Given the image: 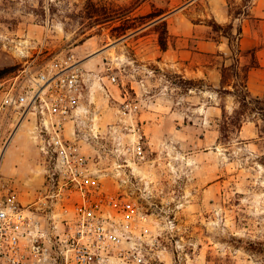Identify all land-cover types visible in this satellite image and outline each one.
<instances>
[{
	"label": "rangeland",
	"instance_id": "obj_1",
	"mask_svg": "<svg viewBox=\"0 0 264 264\" xmlns=\"http://www.w3.org/2000/svg\"><path fill=\"white\" fill-rule=\"evenodd\" d=\"M188 1L0 0V82L28 67L43 69L72 55L84 63L107 51L110 64L84 66L87 110L66 131L77 137L93 172L87 198L124 236L125 257L116 253L104 264H264V97L209 120L192 109L200 97L190 90L210 84L187 83L161 62L166 50L160 45L163 37L169 47L171 25L206 12L202 4L168 18ZM229 1L235 15L245 11L238 0ZM202 19L211 37L225 36L232 46L222 81L236 80L233 93L245 94L257 56L238 50L240 22L219 23L223 28L216 30L214 18ZM258 29L263 32V24ZM153 102L163 119L145 114ZM170 107H179L174 118ZM241 122L257 127V136L243 138ZM35 124L33 117L21 123L0 158V198L33 210L50 233L59 220L75 217L82 195L53 174L56 161L35 143ZM140 135L145 159L138 162L128 149ZM122 203H136V213Z\"/></svg>",
	"mask_w": 264,
	"mask_h": 264
},
{
	"label": "built area",
	"instance_id": "obj_2",
	"mask_svg": "<svg viewBox=\"0 0 264 264\" xmlns=\"http://www.w3.org/2000/svg\"><path fill=\"white\" fill-rule=\"evenodd\" d=\"M74 57L43 69L28 67L15 78L0 82V158L21 123L33 117L35 143L46 158L56 161L53 174L62 175L72 187L70 191L82 195L75 217L59 220L50 233L43 230L33 210L22 207L15 198H0V264H104L116 253L126 255L124 236L110 227L107 213L98 211L87 198L93 174L88 157L80 151L77 137L73 140L66 135L68 124L87 110L84 66ZM111 81L117 78L113 76ZM128 152L135 161L145 159L142 135ZM106 200L117 205L114 197ZM121 205L137 211L136 203Z\"/></svg>",
	"mask_w": 264,
	"mask_h": 264
},
{
	"label": "crops",
	"instance_id": "obj_3",
	"mask_svg": "<svg viewBox=\"0 0 264 264\" xmlns=\"http://www.w3.org/2000/svg\"><path fill=\"white\" fill-rule=\"evenodd\" d=\"M202 4L206 6L207 13L203 12L197 15L198 19L189 17L183 26L173 24L169 27L171 40L161 62L165 60V64L169 68H175V71L181 73L184 78L203 80L210 84L207 88L198 87L190 90V93H195L197 97H200V101L194 103L192 109L194 107V111L199 112L205 119L209 120L210 118H219L224 110L234 111L238 105V100L233 93L236 80L232 83L222 81L224 70L232 66L231 43L225 36H222L221 39L211 37V27L205 24L202 18L208 16V18H214L222 25L232 24L234 27L237 26V22H240L241 27L236 31V33L238 32V50L242 52L255 51L257 56L256 66H252L248 70L246 84L254 96L262 98L264 97V31H260L258 25L263 24L264 30V0H254L253 3L250 1L248 5H244V0H238V5H241L245 11L237 15L230 11L229 0H190L184 6L174 10L168 18L178 16L182 10H186L185 15H190ZM247 8L249 9L248 14ZM177 36L178 38H176ZM106 53L107 51L92 57L84 62L83 66L92 65L93 68L98 66L100 69L105 67L110 64ZM242 63H244L243 59L238 61V69ZM90 75L95 76L96 73ZM238 77L237 73L235 79ZM222 91L228 92L223 95ZM187 95L189 94L187 93ZM152 96L159 97L160 94L158 92ZM179 103L183 108L186 106L183 99ZM153 105L154 107L152 106V109L145 114L161 120L159 117L162 118L163 116L159 113L161 110L159 102H153ZM163 107L168 109V105H162ZM170 109L168 117L174 118L179 112V107H170ZM250 124L245 123L243 125L241 130L243 138L257 136V127H252ZM16 137L14 136L12 143Z\"/></svg>",
	"mask_w": 264,
	"mask_h": 264
},
{
	"label": "trees",
	"instance_id": "obj_4",
	"mask_svg": "<svg viewBox=\"0 0 264 264\" xmlns=\"http://www.w3.org/2000/svg\"><path fill=\"white\" fill-rule=\"evenodd\" d=\"M214 28H216V30H220V29L223 28V26L220 25L219 23H215V24H214ZM160 45H161V47H162L163 50H167V48H168V43H167V41H166L163 37H161V39H160ZM254 66H256V65H254ZM0 76H1V74H0ZM247 76H248V73H247V75H246V80H247ZM186 82L189 83V84H192V83L194 82V80H193V79H187ZM244 87L246 88V93H245V94H237V93L235 94L236 97H237L238 102H240V103L243 104V105H247V104H249L248 99H250V100H252V101H259V97H255V96L250 92V90L248 89L247 84H246ZM229 92H230V91H229ZM224 113H225V110H224ZM242 126H243V124H242V122H241V123L237 126V129H238L239 131H241Z\"/></svg>",
	"mask_w": 264,
	"mask_h": 264
},
{
	"label": "bare ground",
	"instance_id": "obj_5",
	"mask_svg": "<svg viewBox=\"0 0 264 264\" xmlns=\"http://www.w3.org/2000/svg\"><path fill=\"white\" fill-rule=\"evenodd\" d=\"M5 156H6V154H5Z\"/></svg>",
	"mask_w": 264,
	"mask_h": 264
}]
</instances>
